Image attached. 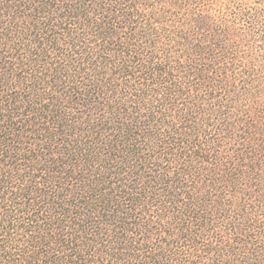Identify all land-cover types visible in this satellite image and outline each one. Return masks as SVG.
<instances>
[{
	"label": "trees",
	"instance_id": "16d2710c",
	"mask_svg": "<svg viewBox=\"0 0 264 264\" xmlns=\"http://www.w3.org/2000/svg\"><path fill=\"white\" fill-rule=\"evenodd\" d=\"M0 264H264V0H0Z\"/></svg>",
	"mask_w": 264,
	"mask_h": 264
}]
</instances>
